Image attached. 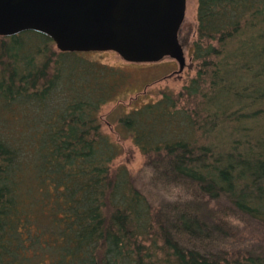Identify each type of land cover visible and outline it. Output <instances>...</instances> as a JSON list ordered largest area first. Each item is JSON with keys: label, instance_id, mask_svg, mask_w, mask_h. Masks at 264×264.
I'll return each mask as SVG.
<instances>
[{"label": "trees", "instance_id": "1", "mask_svg": "<svg viewBox=\"0 0 264 264\" xmlns=\"http://www.w3.org/2000/svg\"><path fill=\"white\" fill-rule=\"evenodd\" d=\"M87 53L0 36V264H264V0H197L195 74L117 120L137 175Z\"/></svg>", "mask_w": 264, "mask_h": 264}, {"label": "water", "instance_id": "2", "mask_svg": "<svg viewBox=\"0 0 264 264\" xmlns=\"http://www.w3.org/2000/svg\"><path fill=\"white\" fill-rule=\"evenodd\" d=\"M187 0H0V36L35 31L62 52L113 51L124 61L186 66L178 32Z\"/></svg>", "mask_w": 264, "mask_h": 264}, {"label": "rangeland", "instance_id": "3", "mask_svg": "<svg viewBox=\"0 0 264 264\" xmlns=\"http://www.w3.org/2000/svg\"><path fill=\"white\" fill-rule=\"evenodd\" d=\"M196 10L197 0H187L181 35L188 32L189 35L183 45L186 66L180 73L177 72V62L169 57L153 63H132L124 61L113 51L87 53L89 59L120 68L128 76V82L119 90L116 97L101 106L99 111L102 131L119 149V155L113 160L112 168L121 166L131 175H137L145 160L118 125L119 116L147 102L156 101L162 90L178 91L195 74L190 59V46L195 38Z\"/></svg>", "mask_w": 264, "mask_h": 264}, {"label": "flooded vegetation", "instance_id": "4", "mask_svg": "<svg viewBox=\"0 0 264 264\" xmlns=\"http://www.w3.org/2000/svg\"><path fill=\"white\" fill-rule=\"evenodd\" d=\"M182 26V25H181ZM188 35H189V32L187 33V34H185V35H181V27H180V30H179V32H178V39H179V41L181 42V43H185L186 41H187V39H188Z\"/></svg>", "mask_w": 264, "mask_h": 264}]
</instances>
